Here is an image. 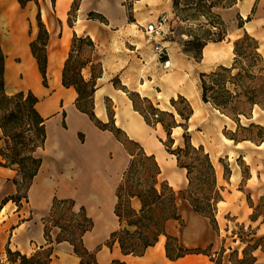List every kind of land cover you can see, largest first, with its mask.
<instances>
[{"label":"trees","instance_id":"trees-1","mask_svg":"<svg viewBox=\"0 0 264 264\" xmlns=\"http://www.w3.org/2000/svg\"><path fill=\"white\" fill-rule=\"evenodd\" d=\"M28 1L30 0H17L21 7H24ZM54 1L51 0L52 4H54ZM127 1L128 4H124L126 15L129 21H133V3L137 0ZM221 1L197 0L193 8L190 3L180 7L177 0H172L173 12L180 20L189 21L190 19L202 17L209 26L206 37L192 36L181 43L182 51L195 61L199 62L201 60L202 48L207 42L221 41L227 36L226 24L214 7H228L233 5L236 0L229 4L221 3ZM34 2L37 5L35 18L38 30L36 37L29 42V49L36 60L42 84L46 86V45L49 34L41 20L40 7L36 0ZM76 8L77 3L75 0L71 8V14L76 11ZM192 9H195V11H191ZM88 15L90 18L99 19L107 23V19L101 13L90 11ZM236 18L238 27L241 28L243 23L250 19V15L243 19L238 13ZM212 35L214 37H211ZM84 41L90 48H93L94 43L89 37L76 35L73 37L69 55L62 68L61 83L65 87L72 86L77 92L74 102L76 108L87 114L96 127L110 131L116 140L123 144L131 156L115 189L116 203L114 214L118 218L119 223H125V226L112 230L104 242L97 244L94 249H89L84 242V236L94 226L92 217L88 215L84 205L76 207L73 198L54 196L48 211L41 218L45 243L39 245L32 253L26 254L18 249H12L7 242L3 256H0V264H54L51 257L53 243L59 242H67L71 246L73 253L79 257L81 264H99L96 259V253L104 245L111 249L117 243L123 254L140 255L146 247L153 245L160 235H165L166 237L165 251L166 256L170 259H176L188 253H207L208 248H184L178 244L176 237L166 234L165 222L169 218L178 219L181 224L182 220L177 213L174 190L167 180L161 178V168L154 154L147 153L137 141L129 138L120 127L115 125L112 109L108 105L106 106L107 123L95 116L93 112V92L96 78L101 75V68L99 66L98 72L96 74L92 73L90 79L86 80L81 74V69L91 59H83L73 69L70 65L75 52L78 51L77 44ZM251 42H253L255 56L258 59L261 58L264 65L263 56L258 49L257 39L244 30L243 34L233 41L234 64L229 66L221 64L212 71L199 73L201 100L204 103H211L216 109L226 115H229L225 111L227 108L231 112L236 113L237 116L241 113L234 105L239 93L237 90L232 91L229 89L228 82L236 86L241 81V72L232 75L231 70L237 67V57L242 56L239 52L241 46L244 44L250 45ZM5 56L0 44V165L14 171V176L10 180L15 186V191L1 199L0 210L8 201H12L18 211L22 207V202H28V189L42 164L40 151L45 147V121L47 118L38 109L39 98L31 89L17 90L10 94L5 91ZM71 70L74 76L69 73ZM209 77L214 79L213 83H215L216 88L207 83ZM86 86H88V90H85ZM120 88L127 93L132 101L133 108L143 116L147 124L150 126L160 124L162 126L166 139L159 138V140L166 151L175 157L177 166L186 170L187 186L183 191L184 199L189 202L196 213L209 218L213 229L218 231L215 215L217 203L222 199L220 192L222 186L217 183L216 171L209 153L205 151L202 145L196 146L190 140L187 132V122L193 113L190 103L186 101L185 107L181 109L175 105V99L172 97L170 101L176 111L174 113V111L158 109L147 97H144L143 100H147L149 105L148 107H142L135 98L136 96L139 97L138 92L130 91L124 85H121ZM209 90H211V94H209ZM177 97L185 100V97L181 94H178ZM83 98H88L92 101L91 109H85L80 106L79 101ZM150 114L155 116L152 121L149 117ZM176 114L180 117V121L176 120ZM156 115L159 117H156ZM237 116L232 117V119L238 126L239 118ZM166 117L169 120H166ZM176 126H183L184 132L182 133V143L174 145L172 130ZM119 132H123L126 140L135 144L136 148L128 147L119 136ZM229 138L235 142L244 139L254 141L252 138L239 139L234 135H230ZM262 141L264 139L260 140V142ZM188 155L197 161V165L192 161H182V158ZM195 179L203 186L197 189ZM124 195H126L125 199H123ZM133 199L138 200V209L133 205ZM54 230H56V233L53 236L52 232ZM171 241L175 242L174 245H171ZM248 249H243V257L235 264H254L253 257L249 254ZM247 252L250 256L249 261L246 260ZM110 264H125V262L113 259ZM215 264L220 263L216 260Z\"/></svg>","mask_w":264,"mask_h":264},{"label":"rangeland","instance_id":"rangeland-1","mask_svg":"<svg viewBox=\"0 0 264 264\" xmlns=\"http://www.w3.org/2000/svg\"><path fill=\"white\" fill-rule=\"evenodd\" d=\"M36 1L39 7L43 5L42 0ZM77 1L78 0H76V2ZM97 1L98 0H91L86 8L82 7L83 0L79 1L81 4L79 12L84 18H87L88 11H91L96 7ZM232 1L233 0H222L221 3L229 4ZM196 2L197 0H177L180 7L186 5V3H190L194 8ZM119 3L122 6L123 12L126 13V7L124 4L127 5L128 1L120 0ZM10 4H14L23 15L25 35L29 48V42L35 38L36 30H38L35 18L37 5L34 0L28 1L24 7H21L17 0H10ZM191 11H195V9H192ZM234 11L235 7L231 10L233 13L234 31L233 34L228 37L227 41L232 47V54L230 57L231 64L235 63L233 41L243 34L242 29L238 27V20ZM132 14L134 20L129 21L128 24H119L116 26L118 32L121 33V31H128L131 29L133 37H135L139 42H142L146 47H149L151 54L155 56L156 66L160 71L161 79L163 80L166 77L165 73L172 71L181 72L182 77L178 80L180 87L184 86L185 83L190 84L192 86L193 96H195V98L197 96L199 97V100H201L199 83V73L201 70L194 60L182 51L181 43L192 36H200L201 38L206 37V32L209 29V26L205 23V19L199 17L198 19H190L189 21L180 20L173 12L172 0H137L133 3ZM248 15L249 14L242 16L243 19H245ZM158 22L162 23L160 32L154 37L148 36L145 31L146 27L150 24H157ZM126 25H128V28H124ZM111 27L115 26L111 25ZM211 37L214 36L212 35ZM156 43L162 44L166 49V54L162 56V58L159 56L157 57L155 54L154 46ZM77 46L78 51L75 52V56L70 64L72 69L80 61L87 58L91 52V48L86 44V41L78 43ZM239 52L242 56L237 57V67L231 70V74L235 75L236 73L241 72V81H239V84H236V86L228 82V88L232 91L237 90L239 93V96L234 101V105L241 113L237 116L236 113L231 112L229 108H227L225 111L229 113V115H226L221 113L211 103H202L199 101L196 103L199 108L198 114H194L192 119L187 122V132L189 133L191 142L196 146L202 145L205 151L210 155L211 161L217 172V182L219 186H222L221 189L223 191H220L222 197L226 194L224 188L235 190L239 187L244 189L245 193L250 194L249 188L245 187V177L248 174L249 164L253 167L255 165L258 166L259 177L260 173L262 174L264 172L260 166V164L264 165V147L257 148L254 145V143H259L261 139H264V65L261 58L258 59V57L255 56L253 42H251L250 45H242ZM164 59H168L170 61V65L168 67H164L163 65ZM20 62L21 58L16 57L15 64H19ZM35 66L38 74L37 80L33 85H26L20 82L14 84L12 90H7L5 86L4 89L9 94L17 90L31 89L38 96L39 102L44 103L42 106L44 109H42L43 111L47 110L45 109L46 104L50 101V99L54 98L56 101L55 107L50 112L46 113L45 117L50 118L59 116V126L62 129H65L67 128V112L64 106V96L66 90L68 89L64 88L60 81L59 83L53 82L52 76L49 74H46V86H43L36 63ZM216 68L217 67L214 69ZM98 70L99 65L93 64L91 72L96 74ZM69 73L74 76L72 70ZM75 77H77V75H75ZM19 78H23L22 73L19 74ZM111 82L115 86L122 85L116 77L111 79ZM213 82L214 79L212 77L207 79V83L213 86V88H216V85ZM236 83L238 82L236 81ZM85 90H88V86L85 87ZM129 90L134 91L131 89ZM178 94L180 93L169 97L167 93L159 92L154 98H147L158 109L174 111V113H176L174 107L171 105L170 100L172 97L175 99V105L181 109L185 107L186 101L189 103L192 101V98L187 93H185L184 96L185 100L179 99L177 97ZM209 94H211V90H209ZM138 95L139 97H135L138 104L142 107H148L149 102L145 99L143 100L146 96H142L139 93ZM74 102L75 101L73 100V105ZM104 103L106 106L108 105L111 107V100L108 97H104ZM79 104L85 109H91L92 107V101L88 98L81 99ZM236 116L239 118L238 126L232 119V117ZM149 117L151 121L155 118V116L151 114ZM156 117L159 116L156 115ZM166 120H169V118L166 117ZM176 120L180 121V117L177 114ZM100 132H105L103 134L108 133L107 131L101 130ZM183 132V126H178L172 130V137L175 142L174 145L182 143ZM118 134L125 141L128 147L133 149L136 148L135 144L126 140L123 132H119ZM230 135H234L239 139L252 138L255 142H242L239 144L240 146L234 147L233 142L228 140ZM75 137V142L81 152L78 168L81 172L89 175L97 174L99 180L106 181L107 183L110 180V187H93L92 190L90 187H62L61 189H51V187H47L46 182L42 179L43 171H41L39 176L40 180H33L32 184H34L32 186H34V189L30 186L28 189V202H22L20 210L17 211V207L12 201H8V203H6L0 210V256H3L2 254L7 242L12 249H18L26 254L32 253L39 245L45 243L41 218L48 211L54 196L73 198L75 200L76 207L84 205L88 215L91 217L93 214L92 211L101 209L105 201L112 200L111 212L113 216H115V189L121 179L122 172L126 168L131 157L130 154L124 148L123 144L116 141V138L113 136H110L111 145L102 149L92 148L86 144L87 134L84 130H76ZM160 138L166 139V135L164 134L163 137ZM40 154L42 156V161L44 156H47V159L49 160L50 149L46 144L44 149L40 151ZM166 157L167 159H170V156L167 155ZM182 161H192L195 165H197V161L192 156L190 157V155L183 157ZM257 161H260V163L257 164ZM112 166L117 167V169L113 171ZM13 176L14 173L7 175L6 172L0 169V188H15L14 184L10 180ZM226 176L228 181H225ZM164 177H167V173L164 174ZM195 182L197 189L203 186V184H201L197 179H195ZM186 186H172L175 193L177 211L182 213V215H185L186 209L189 208L187 201L183 197V191ZM13 192L14 191H11L9 194ZM246 196L247 202L254 206V215L264 214V196L259 198L257 197L255 199H249L248 195ZM125 197L126 195L123 196V199H125ZM2 198H0V201ZM134 206L136 209L139 208V205L134 204ZM226 218H228L229 221H225V223L231 227V232H235L237 234L239 240H247L251 236L253 229L234 223L233 219L230 218L229 215H226ZM113 219L114 221L110 225L103 222L97 223L93 219V228L84 236V242L90 249H94L97 244L104 242L112 230L125 226V223H119L116 216ZM215 219L218 232H223L222 221L224 220L222 219V215H220V225L216 215ZM52 233L54 236L56 230ZM174 243V241H171V245H174ZM245 248L248 249L247 246ZM247 254L246 260L249 261L250 256ZM51 257L54 264H75L76 261V257L73 255L70 245L67 242L53 243ZM233 260L235 263L239 262V259L234 258Z\"/></svg>","mask_w":264,"mask_h":264},{"label":"crops","instance_id":"crops-1","mask_svg":"<svg viewBox=\"0 0 264 264\" xmlns=\"http://www.w3.org/2000/svg\"><path fill=\"white\" fill-rule=\"evenodd\" d=\"M74 1L75 0H55L54 4H52L51 0H49L51 14L47 19H44L42 6L40 7L41 20L49 34L46 45L47 63L48 51L53 42L66 40L67 45L65 47V54L59 76V81L61 83L62 68L69 55L73 37L75 35L88 36L93 41L94 46L91 48V52L87 57L91 60L81 69V74L84 79L88 80L92 74V63L98 64L101 68V75L96 78L95 90L93 92V112L95 116L103 122L108 121L107 109L104 103V97H108L111 100V109L115 125L120 127L129 138L137 141L147 153L154 154L161 168V178L167 179V182H169L171 186H186V170L177 166L175 157L166 151L159 140V138L163 137L165 134L162 126L160 124L156 126L147 124L143 116L133 108L132 101L127 93L121 89L120 86H115L111 82V79L116 77L126 88L137 91L142 96L150 98H154L159 92L167 93L169 97L177 93L185 96L187 91L183 89V86L180 87L178 84V80L182 77V73L179 71L168 72L165 73L166 77L163 80L161 79L160 71L156 66V58L151 54L150 48L133 37L131 29L128 31H121V33L118 32L116 26L129 23L127 15L123 10V15H119L117 21H113L105 11L98 10L97 7L93 8L91 11L101 13L105 16L107 19L106 23L99 19L90 18L89 15L87 18H84L79 12L81 5L79 2L80 0L76 2V11L71 14ZM234 7L235 15L238 13L241 16L246 14L250 15V19L243 23L241 29L257 39L259 44L258 49L264 60V0H237V2L228 7L216 6L217 12L219 13H229ZM111 25L115 27H111ZM124 28H128V25ZM36 34L37 30L35 37ZM228 37L227 35L226 39L221 41L207 42L202 48V58L199 62L195 61L190 56L198 65L201 72L211 71L221 64L226 66L231 65L230 57L232 54V47L227 42ZM46 74H48L47 66ZM63 87L68 89L66 92L71 91L74 93L73 100L75 101L77 97L75 89L72 86ZM142 87L145 92H141ZM100 89H104L101 95L104 115L103 113L102 115H97L95 113L96 97L94 93ZM105 90H109V92ZM118 92L123 95L124 101L112 97V94H117ZM193 116L194 113H192L189 120H191ZM133 122L136 125V130L133 129ZM177 127L178 126L173 129ZM101 131L110 132L108 130ZM228 140L233 142L234 147L240 146L239 144L242 142L249 141L253 143L251 140L246 139L235 142L228 137ZM263 143L264 141L256 144L254 143V145L257 148H263ZM167 155L170 156V159H167ZM258 163H260V161H257V164ZM260 166L264 171V165L260 164ZM254 167L249 164L248 174L245 177V187L249 188L250 194L245 193V190L239 187L235 190L224 188L226 194H224L222 199L217 203L216 212L219 225L221 224L220 215H222V219L224 220L222 221L223 232L214 230L209 218L196 213L186 199L189 207L186 209V214L182 215V213L177 211L182 220V224L178 219L174 218H169L165 222L166 234L176 237L180 246L184 248H208L209 250L207 253H188L176 259H170L166 256L165 251L166 237L165 235H160L158 240L153 245L146 247L140 255L123 254L117 243H115L111 249L104 245L96 253L98 263L110 264L113 259H119L125 262V264H215L216 260H218L220 264H235L233 259L242 258L243 249L247 246L249 248V254L253 257L254 264H264V214L253 215L254 206L249 204L246 199V195H248L249 199L264 196V172L262 174L260 173L259 177L258 166L255 165ZM0 169L6 172L7 175L14 173L10 168L1 165ZM165 173H167V177H164ZM225 181H228V178L225 179ZM11 191H15V188L1 187L0 198L9 194ZM222 191L223 190H221V192ZM134 204L139 205L138 200L133 199V205ZM226 215H229L234 223L253 229L251 236L247 240H239L237 234L231 232V227L225 223V221H229ZM73 255L76 257L75 264H81L79 257L74 253Z\"/></svg>","mask_w":264,"mask_h":264},{"label":"bare ground","instance_id":"bare-ground-1","mask_svg":"<svg viewBox=\"0 0 264 264\" xmlns=\"http://www.w3.org/2000/svg\"><path fill=\"white\" fill-rule=\"evenodd\" d=\"M42 1V13L44 19H47L51 14L49 0ZM90 1L91 0H83L82 7L86 8ZM119 1L120 0H98L96 2V7L98 10L105 11L113 21H117L119 15H123V9ZM214 9L217 11L216 7ZM220 14L225 24H227V35H232L234 31L233 13L222 12ZM0 44L6 55L4 70L5 88L7 90H12L13 85L20 82L26 85H33L37 80L38 73L35 60L31 56L27 45L23 15L14 4H10V0H0ZM66 45V40L61 42L54 41L48 51L47 73L52 76V81L56 83H59L60 68ZM16 57L21 58L19 64H15ZM20 73L23 74L22 79L19 78ZM183 89L187 91V94L192 98L190 104L194 109L193 113L198 114L199 108L196 103L199 101L203 103V101L199 100V97L196 96L195 98V96H193L192 86L190 84L185 83ZM103 91L104 89H100L94 93L96 97L95 113L97 115H102V113L104 115L101 104V95ZM141 91H144L143 87ZM106 92H109V90ZM73 95V92L67 91L64 96V106L67 112V128L62 129L59 126V116L47 118L45 121V144L50 149V156L49 160L47 156L43 157L40 169L33 180H40V172L43 171L42 179L46 182L47 187H51V189H61L62 187H90L92 190L93 187H110V180L107 183L106 181L99 180L97 174L89 175L81 172L78 168L81 152L75 142L76 130H84L87 134L86 144H88L89 147L99 149L111 145L110 136H112V134L110 132L107 134H103L105 132H100L86 114L80 112L73 105ZM112 97L124 101L123 95L119 92L117 94H112ZM55 104L56 101L52 98L46 104V111H43L44 109L42 106L44 103L38 102L37 107L45 116L46 113L53 110ZM132 125L133 129L136 130L134 122ZM115 166H112L113 171L117 169ZM32 185L31 187L34 189ZM112 202V200L105 201L101 209L92 211V218L95 222H103L108 225L112 223L115 217L111 212Z\"/></svg>","mask_w":264,"mask_h":264},{"label":"built area","instance_id":"built-area-1","mask_svg":"<svg viewBox=\"0 0 264 264\" xmlns=\"http://www.w3.org/2000/svg\"><path fill=\"white\" fill-rule=\"evenodd\" d=\"M161 26H162L161 22H158L157 24L148 25V27H146V29H145L146 34L150 37L156 36L160 32ZM154 51H155V54L157 55V57L159 56L160 58H162V56H164L166 54L165 47L160 43L155 44ZM163 65H164V67H168L170 65V61L168 59H164Z\"/></svg>","mask_w":264,"mask_h":264}]
</instances>
